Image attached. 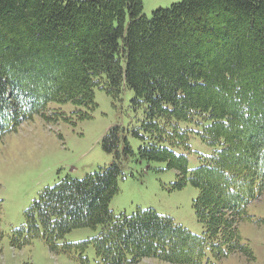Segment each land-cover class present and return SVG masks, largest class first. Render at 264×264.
<instances>
[{
	"label": "trees",
	"instance_id": "1",
	"mask_svg": "<svg viewBox=\"0 0 264 264\" xmlns=\"http://www.w3.org/2000/svg\"><path fill=\"white\" fill-rule=\"evenodd\" d=\"M125 89L142 118L108 130L112 163L45 188L18 238L41 239L80 264L89 247L95 264L253 258L238 225L264 192V0H181L150 17L142 0H0V138L36 115L57 116L49 104L93 111L95 90L118 100ZM192 136L212 152L189 169ZM128 137L139 141L136 152ZM130 160L165 164L175 189L198 191L200 235L152 209L113 214ZM84 228L97 233L62 241Z\"/></svg>",
	"mask_w": 264,
	"mask_h": 264
},
{
	"label": "rangeland",
	"instance_id": "2",
	"mask_svg": "<svg viewBox=\"0 0 264 264\" xmlns=\"http://www.w3.org/2000/svg\"><path fill=\"white\" fill-rule=\"evenodd\" d=\"M179 1L142 0L143 14L150 17L153 11ZM133 98V92L127 89L118 100L95 90L93 111L72 103H52L46 113L57 116L45 120L36 115L0 138V264H80L63 253H53L41 239L23 243L16 230L24 226L25 211L45 188L66 177L81 180L112 163L113 155L103 149V139L109 129H127L142 118V110L132 108ZM128 141L136 152L139 141L132 137ZM189 145L195 153L188 155V167L194 169L199 165L197 154L207 156L212 151L197 136L190 138ZM123 177L118 182V193L109 204L113 214L152 209L192 234L202 233L192 208L198 191L190 185L175 189L176 171L167 170L161 163L130 160L125 164ZM247 214L251 219L239 223L238 233L253 258L232 254L213 264H264V192L248 206ZM96 233L87 228L76 229L62 241H86ZM85 257L87 264H95L92 247L86 250ZM206 257L213 262L209 254ZM137 264L170 263L143 259Z\"/></svg>",
	"mask_w": 264,
	"mask_h": 264
}]
</instances>
